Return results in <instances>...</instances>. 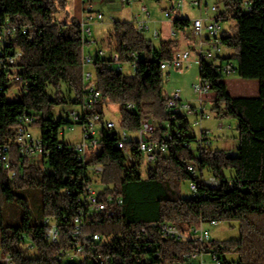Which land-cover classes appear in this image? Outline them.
I'll use <instances>...</instances> for the list:
<instances>
[{"label": "trees", "instance_id": "16d2710c", "mask_svg": "<svg viewBox=\"0 0 264 264\" xmlns=\"http://www.w3.org/2000/svg\"><path fill=\"white\" fill-rule=\"evenodd\" d=\"M221 1L226 9L218 12L220 21L229 17L235 21L233 32L222 33L223 45L233 51L225 59H237L235 70L241 78L260 81L258 96L235 97L213 62L204 60L199 64L200 77L211 82L217 94L218 117L238 121L237 155L212 149L209 144L203 147L199 158L194 157L189 145L196 144V136L191 132L189 120L183 116L179 123H170L185 135L148 165L144 163L138 140L130 135L137 134L141 128L145 108L153 111L159 126L157 136L168 129L164 123L169 120L166 108L169 95L164 94L160 59L170 58L178 41L163 39L156 49L152 41L137 31L135 23L113 22L106 46L110 54L117 51L123 62L131 60L133 52L137 53V70L134 73L119 71L107 65V56L91 54L95 60L90 68L101 91L100 102L93 109L101 114L100 141L99 151L97 148L89 151L87 161L83 162L66 148L68 143L61 138L64 126L71 122L64 116L57 118L55 113L59 106L80 105L82 101L83 55L90 45L83 41L79 21L57 19L58 13L67 12V0H0V28L6 22L18 26L17 38L11 47L21 52L15 65L23 80L29 82L27 90H17V98L9 101L6 96L9 81L0 75V144H12L13 169L17 171V176L11 177L10 171L0 165V246L4 256L11 254L14 264H78L61 262L57 255L70 247L71 212L78 208L83 182L93 180L87 175L86 166L102 165L101 183L106 188L100 195L121 197L123 203L112 216L104 213L90 216L85 231L109 239V243L97 248L113 256L110 264L179 263L182 253L193 250L197 242L164 239L152 224L169 222L189 232L199 226L202 219L239 223L238 238L221 244L212 240L210 244L217 245V251L225 258L227 253L238 254V260L232 264H264V0ZM217 7L219 9V5ZM169 10L175 11V8ZM24 26L31 27L29 32H22ZM190 26V18L176 16L173 20L174 31L183 32L185 38ZM64 86L72 97L64 93ZM113 104L119 106L121 131L117 130V125L113 130L103 125L106 111ZM24 113L37 116L32 128L36 125L41 128L45 150L50 153L47 160L50 171L32 157L19 154L12 127ZM124 131L129 136L122 148L118 140ZM192 160H196L203 175L206 171L217 176L222 181L221 187L204 188L206 197L184 196L185 182L200 181L186 168V163ZM231 180L236 183L234 187L229 184ZM18 187L42 189L39 218H32L28 200L15 192ZM10 201L24 205L21 215L11 214ZM65 216L69 220H65ZM47 217L63 221L59 224L60 238L56 243L41 236L47 229L44 224ZM142 229H146V234H141ZM23 233L31 235L37 255L30 254ZM149 238L160 252L159 258H147L154 251L147 245ZM0 264L6 263L0 261Z\"/></svg>", "mask_w": 264, "mask_h": 264}, {"label": "built area", "instance_id": "2783aa9c", "mask_svg": "<svg viewBox=\"0 0 264 264\" xmlns=\"http://www.w3.org/2000/svg\"><path fill=\"white\" fill-rule=\"evenodd\" d=\"M135 1L141 0H122L123 3L131 4ZM187 0H175V10L182 11L183 6ZM189 5L192 7H198L200 10L212 11L216 13L214 17H203L200 15L191 20V26L189 31V40L185 47L177 46L173 49L172 56L168 59H160L161 68L163 70H183L187 69L192 62L200 64L202 61H210L214 63V68L221 74H230L235 71V65L233 61L226 60L221 57L222 42V28L220 19L218 18L217 5L210 6L209 3L204 0H190ZM83 16L80 18L79 23L82 28L83 41L87 45L97 43L93 36V30L91 23L102 22L104 20V12L96 8V0H84L83 2ZM142 14L150 17L148 7L144 4L141 7ZM165 16L171 18V10L165 12ZM148 19L140 17L139 14L135 16L134 23L137 31L141 35H145L146 30H150L148 25ZM115 21V20H114ZM31 29L30 26L22 27V32L27 33ZM18 26L4 23L0 28V75L4 76L9 82L17 84L18 90H27L29 82L23 80L22 75L19 73V68L16 66V62L21 55L19 50L11 47L12 41L16 40L18 33ZM154 37L159 36L158 30L154 31ZM210 47L206 50L205 46ZM98 56L101 58H109L107 65L116 68L119 71H125L127 73H134L137 70V60L139 55L135 52L132 53V59L129 61H121L120 55L117 51H112L111 54L108 48H99ZM195 53V58L193 57ZM111 56V57H110ZM111 58V59H110ZM95 57L91 54L83 55V96L79 110L73 109L70 112L73 121L81 124L82 130L80 140L76 143H68L66 148L69 151H74L77 158L80 161H87V154L89 151L96 149L100 138L98 131L101 126V114L93 112V109L99 104L101 99V91L97 82L93 79V72L90 66L93 65ZM127 66L129 69H127ZM200 82L192 85L193 91L200 96L198 104H193L191 101L183 99L182 92L177 89L172 95H169L166 102V108L169 115V122L179 123L181 117L188 119V116L192 117L189 120L190 128H198V132L192 133L196 136V148L189 145V150L194 157L199 158L202 154L204 146L211 144L209 134L210 131L204 128L203 122L205 119H210L213 115L208 112L204 103V95L208 94L213 89L211 82L200 77ZM129 107H134L133 104H129ZM145 110V109H144ZM143 110V111H144ZM37 116L24 113L19 117L18 123L12 127L14 141L18 145V151L21 156L32 157L35 162L41 167L50 171L47 164L50 153L45 150V145L41 136H35L32 132V126L35 124ZM171 123L167 130L162 133V136H157L159 126L155 124V118L151 116H143L141 121V128L137 133V140L139 149L143 153L146 164L154 163L157 160L159 153L164 154L169 151L171 143L176 139H181L185 133L177 127H172ZM103 125L110 130H113L116 123L112 120H105ZM71 127V126H70ZM72 128V127H71ZM192 131V129H191ZM63 134V133H62ZM128 133L122 132L120 140H118V146L124 147L126 140L128 139ZM62 147L63 145L60 144ZM12 144L5 143L0 144V165L10 171L11 177L17 176V171L13 169L12 160ZM232 155L230 152H227ZM131 157V156H130ZM187 170L194 176L199 177L200 181L190 180L188 187L193 197H206L207 191L204 188L219 189L222 185V181L212 173L202 174L196 160H192L186 163ZM87 175H91L90 171L94 174H101L104 171L102 165H87ZM92 176V175H91ZM94 179L90 182L84 181L82 184V190L78 196V208L71 212V241L70 247L62 250L57 259L61 262H74L78 264H110L113 261V256L110 253L98 250V245L109 243L107 237L102 236L99 233H88L86 228L89 223V218L92 215L104 213L107 216H112L116 213L117 208L123 203L121 197L108 194L101 196L93 185ZM231 187L235 186V181L229 182ZM238 186L240 184H237ZM65 220H69L67 216ZM63 221H57L52 217L44 219V224L47 226L41 236L50 242H58L60 238L59 224ZM206 222L202 219L199 226L192 227L189 232L181 231L175 224L169 222L153 223V227L157 228L160 235L167 240H188L193 239L197 242V246L188 252H183L181 257L182 261L174 264H206V254H211L212 264H232L234 261L227 260L222 254H220L214 246H211V234L204 226ZM212 225H217V220L210 221ZM141 234H146V229L141 230ZM22 236L27 241L31 239L30 234L23 233ZM1 239V238H0ZM147 245L154 248L152 254H148L147 258H159L160 252L150 242ZM141 250L140 245H137ZM0 261H4L6 264H14L11 254L4 256L0 246Z\"/></svg>", "mask_w": 264, "mask_h": 264}, {"label": "rangeland", "instance_id": "374dc122", "mask_svg": "<svg viewBox=\"0 0 264 264\" xmlns=\"http://www.w3.org/2000/svg\"><path fill=\"white\" fill-rule=\"evenodd\" d=\"M175 0H142L135 1L131 4L123 3L122 0H96V8L104 12V20L101 23L93 22L91 23V28L94 33V37L96 38L97 43L92 44V52H95L102 47H105L109 41V37L113 31V22L115 20L119 21H129L135 15L139 14L141 19H148L146 14H142L140 6L146 5L151 14L148 20V25L150 26V30L145 31V37L147 40L152 41L154 43V47L159 49L161 41L169 37V31L171 30V22L165 16L166 10L174 7ZM204 2L212 5H219V11H224L226 9L224 1L219 0H204ZM188 5H184L183 15L186 18H194L199 14L200 9L198 7H191L190 9L187 7ZM135 8V11H134ZM217 12V13H218ZM174 16L178 15V12L174 11ZM231 14V13H230ZM203 17H214L216 13L209 11V13L203 12ZM230 16V15H229ZM222 33L224 31L233 32V27L235 26V21L229 17L227 20L220 21ZM159 30L162 31L163 34L161 36L154 37V31ZM96 33V34H95ZM181 47H185L181 45ZM206 50H209L210 47L208 45L205 46ZM224 46H222L223 48ZM222 50V49H221ZM195 53H193V57H195ZM235 67L238 65L237 59H232ZM127 69L129 67L127 66ZM200 65L192 62L187 69L183 70H163V90L164 94L172 95L177 89H180L185 97H183L186 101H191L193 104H198L200 101V96L193 91L192 85L200 82V74H199ZM240 78L238 71L235 70L230 74H224L222 80L229 84V91L231 94L234 93H243L245 91L250 92L253 88L249 87V85L241 84L238 80ZM64 93L72 97V94L69 92L67 86L63 87ZM17 84L11 83L9 90L6 93L7 99L9 101L16 99L17 93ZM182 95V96H183ZM216 92L215 90H210L208 94L209 98H204V103L208 112L212 113V117L210 119H205L203 122L204 128L210 131L209 138L211 144L210 148L215 150L226 149L225 151L233 152V155H237L238 147H239V138H238V121L232 117H223L219 118L217 110L215 109V98ZM204 97V96H203ZM212 97V98H211ZM214 97V98H213ZM73 109L79 110V105H73L71 103L64 104L55 109L56 117L60 118L64 116L67 120L71 122V124H66L64 126L63 134H61V138H63L67 143H76L80 140L81 135V124L73 121L72 117L69 115ZM145 116H151L155 118L153 115V111L145 108L144 110ZM106 120H112L117 125V130H120L119 121H120V111L119 106L113 104L106 111ZM189 120H192L191 116H188ZM169 121L164 123L165 126H169ZM155 124L158 123L155 120ZM72 128H71V127ZM101 127V126H99ZM191 132H198V128L191 127ZM121 131V130H120ZM32 132L35 136L41 135V128L39 125H36L32 128ZM99 135V134H98ZM130 138L137 139V134H131ZM193 148H196V144L193 143ZM99 151V148L96 149ZM145 163V162H144ZM148 164V165H152ZM147 170L146 166H144V171ZM94 182V188L98 192H103L105 190V186L101 183V174H94L93 171H90ZM206 174V171H205ZM227 174H231V171H227ZM183 195L189 197L191 192L188 187V183L185 182L182 187ZM17 195L26 198L29 203L30 211L33 219H37L42 215V189L40 187H18L15 189ZM8 209L10 210L13 216L21 215L25 210L24 205L20 201H10L8 203ZM205 228L210 231L211 239L216 243H223L233 238H238L240 235L239 232V223L236 221H221L217 225H212L210 222H206L204 224ZM27 246H29L30 254L37 255L38 249L36 245L33 243L31 239H27ZM33 245V246H32ZM217 248V245L214 246V249ZM226 259L230 261H237L238 254L236 253H227ZM206 264H212V256L211 254H206L205 257Z\"/></svg>", "mask_w": 264, "mask_h": 264}, {"label": "crops", "instance_id": "0c3cea01", "mask_svg": "<svg viewBox=\"0 0 264 264\" xmlns=\"http://www.w3.org/2000/svg\"><path fill=\"white\" fill-rule=\"evenodd\" d=\"M142 1V0H141ZM189 1L190 0H187V2H186V4L185 5H188L187 7L190 9L192 6L191 5H189ZM83 2H84V0H67V3H68V6H67V12H61V13H58V15H57V19L58 20H65V19H71V18H74L75 20H77V21H79L80 20V18L83 16V11H82V8H83ZM142 6H140V8H141ZM185 8V7H184ZM184 8L182 9V11H177L178 12V15H175L174 16V11H171V13H172V17L171 18H168L167 17V19L168 20H170V22H171V30L169 31V37H166V38H164V39H175V40H177L178 41V45L177 46H180V45H187V42H188V38H189V36L187 37V38H185L184 36H183V32H177V31H174V29H173V20H174V18L176 17V16H184L183 15V12H184ZM167 10H169V8L167 9ZM166 10V11H167ZM134 11H135V8H134ZM206 12V13H209V11L207 12L206 10H200L199 11V14L197 15V16H195L194 18H196V17H198V16H200V15H202L203 14V12ZM212 12V11H211ZM136 16V15H135ZM135 16L131 19V20H129L130 22H133L134 23V20H135ZM150 16H151V14H150ZM185 17V16H184ZM194 18H191V20L192 19H194ZM150 19V18H149ZM148 19V20H149ZM115 20V19H114ZM103 22V21H102ZM99 23H101V22H99ZM189 31H190V28H189V30H188V32H187V34L189 35ZM158 32H159V36H161L162 34H163V32L162 31H159L158 30ZM96 34V33H95ZM93 36H94V33H93ZM95 39L97 38V37H94ZM107 47V46H106ZM86 51H87V53H90V54H92V55H95V54H93V52H92V46L90 45V46H88L87 47V49H86ZM97 52V51H96ZM95 52V53H96ZM233 54V51L232 50H230V49H228L226 46H224L223 48H222V50H221V57L222 58H226V57H230L231 55ZM195 58V57H194ZM239 81H240V83L241 84H246V85H249V87H252L253 89L250 91V92H247V91H245V92H243V93H234V94H231V95H233V96H235V97H239V96H242V97H256V96H258L259 95V93H260V81L259 80H246V79H243V78H239L238 79ZM225 83L227 84V86H228V91H231L230 90V88H229V84L225 81ZM182 95H183V93H182ZM183 97H185L184 95H183ZM217 97V94L215 95V98ZM204 98H209L208 96H205L204 95ZM212 98V97H211ZM214 98V97H213ZM223 151H225L226 149H222ZM225 152H227V151H225ZM231 154L233 155V152L231 151Z\"/></svg>", "mask_w": 264, "mask_h": 264}]
</instances>
